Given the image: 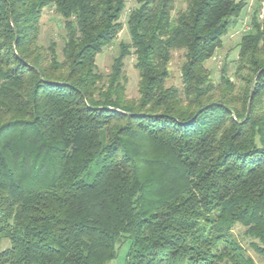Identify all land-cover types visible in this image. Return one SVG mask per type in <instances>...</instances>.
<instances>
[{"label":"trees","instance_id":"trees-1","mask_svg":"<svg viewBox=\"0 0 264 264\" xmlns=\"http://www.w3.org/2000/svg\"><path fill=\"white\" fill-rule=\"evenodd\" d=\"M176 1L136 0L103 73L126 0H0V264H107L125 243L124 264L264 261V0L216 82L247 0Z\"/></svg>","mask_w":264,"mask_h":264},{"label":"rangeland","instance_id":"rangeland-1","mask_svg":"<svg viewBox=\"0 0 264 264\" xmlns=\"http://www.w3.org/2000/svg\"><path fill=\"white\" fill-rule=\"evenodd\" d=\"M257 0H247L246 8L242 11L240 17L237 19V22L234 23L228 34L222 38V46L218 49L215 56L206 62V67L209 69L211 79L213 81H217L219 78V70L223 66V64H228L229 68L232 66V62L236 59L237 56V43L239 42L241 34L244 31L249 29V22L253 10L256 6ZM137 6L136 0H126L125 9L123 14L121 15V24L122 30L117 35L113 45L107 48H104L102 52L96 57V67L100 72L106 73L113 61V58L119 53V44L127 43L129 41V35L127 32V17L129 11L134 9ZM186 6L185 0H177L175 3L174 14L177 11L183 10ZM51 15V12H49ZM50 17L47 15L46 20H49ZM57 22L55 23L53 20L46 21L43 25L42 29V38L44 44H46V40L54 37L55 34L59 33L57 28ZM184 62L183 52L178 51L172 54V58L168 64V71L170 73V78L168 79L166 85L173 87H181V66ZM135 60L133 58H126L124 60V70L127 75L128 84L126 87V95L128 98H135L138 96L137 93V82H138V73L135 69ZM235 234H237L238 239L241 241V244L246 246L248 241L243 239L239 234L238 230H235ZM128 244L125 243L118 248L117 256L115 259L110 261L107 264H124L125 256L127 253ZM248 254H250L256 261L257 264H264V261L257 257L250 249L247 250Z\"/></svg>","mask_w":264,"mask_h":264},{"label":"water","instance_id":"water-1","mask_svg":"<svg viewBox=\"0 0 264 264\" xmlns=\"http://www.w3.org/2000/svg\"><path fill=\"white\" fill-rule=\"evenodd\" d=\"M260 72H261V71H259V72L255 75L254 79L258 76V74H259ZM253 86H254V81L252 82V84H251V88H250V94H249V99H248V103H247L246 115H245L246 117H247V115H248V113H249L250 100H251V96H252V89H253ZM212 105H218V104H217V103L208 104V105L204 106L201 110H204V109H206V108H208V107H210V106H212Z\"/></svg>","mask_w":264,"mask_h":264}]
</instances>
